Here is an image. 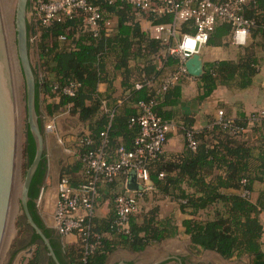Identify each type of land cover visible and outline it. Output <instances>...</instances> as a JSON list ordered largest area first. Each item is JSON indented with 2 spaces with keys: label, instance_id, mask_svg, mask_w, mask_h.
<instances>
[{
  "label": "trees",
  "instance_id": "obj_1",
  "mask_svg": "<svg viewBox=\"0 0 264 264\" xmlns=\"http://www.w3.org/2000/svg\"><path fill=\"white\" fill-rule=\"evenodd\" d=\"M95 2L104 17L97 35L86 25L81 11L62 22L43 25L31 20L28 23L29 46L35 47L39 54L35 76L40 128L45 131V118L55 119L64 113L84 128L74 144L73 161L61 168V180L67 179L73 188L86 182V166L81 155L90 150L103 148L110 161L117 159L120 147L134 150L140 126L132 124L131 118L139 115L140 102H155V113L164 120L175 121L180 128L185 137V149L178 154L164 153L149 162L154 195H161L177 205L185 216L182 221L185 233L197 252L214 251L224 259L247 257V264H264V225L260 218L264 212V188L258 192L256 200L244 194L245 191L253 194L258 183L264 185V116L240 115L233 119L237 127L234 131L224 128L218 120L196 130L195 116L178 117L175 109L182 98V83L179 81L165 92L159 91L161 84L177 71L180 61L169 55L167 46L156 40L150 31L142 29L139 15L144 14L126 4ZM31 6L30 0L29 9ZM145 16L151 21L155 18L154 24L172 21L171 16ZM244 16L252 21L248 44L242 48L237 61L205 65L199 78V103L208 99L219 86L247 89L260 73L264 61V0H248ZM107 20L113 21L112 32L107 30ZM181 29L194 31L186 23ZM232 33L231 24L220 21L208 43L224 46ZM119 76L124 90L120 103L114 96L115 80ZM71 83L76 85L74 96L62 92V88ZM102 83L107 85L104 92L99 91ZM137 83H142V88L137 89ZM55 85L59 89L53 90ZM188 132L197 142L195 149L189 146ZM25 134L27 168L36 154L29 124ZM85 138L93 140V144L80 142ZM48 168L44 154L31 183L28 206L35 222L50 238L61 264H104L118 247L141 252L177 234L174 218L144 220L141 208L129 217L127 231L118 224L115 200L127 190L124 182L131 177L119 173L113 181L99 184L96 210L109 200L111 212L101 216L95 211L88 221L87 240L99 242L96 248L87 251L82 239L62 247L59 237L44 222L37 204L45 189ZM145 194L139 200L146 198ZM16 227L15 244L23 243L21 249L35 246L27 264H55L47 256L40 237L23 219L17 218ZM27 238L29 241L25 242Z\"/></svg>",
  "mask_w": 264,
  "mask_h": 264
},
{
  "label": "built area",
  "instance_id": "obj_2",
  "mask_svg": "<svg viewBox=\"0 0 264 264\" xmlns=\"http://www.w3.org/2000/svg\"><path fill=\"white\" fill-rule=\"evenodd\" d=\"M248 0H106L108 4H126L132 6L139 13L151 16H171L169 23H157L152 25V36L167 46L169 55L179 59L177 71L169 76L160 87V92L168 88L188 75L185 66L186 61L194 54H200L202 48L210 40V36L220 21L228 22L233 27L232 42L237 46L247 43L249 28L252 21L244 16V8ZM30 18L39 21L43 25L52 22H62L72 19L81 11L84 13V21L94 35L98 34V25L104 20L103 12L95 0H31ZM155 20V18H154ZM153 20V21H154ZM189 24L194 31H183L182 24ZM108 32L113 31V21H105ZM75 84L71 83L62 88L64 94L74 96ZM142 83H137L136 88H142ZM59 89L57 85L53 90ZM155 102H140L139 115L131 118V123L140 126V134L135 140V149L132 151L120 147L118 157L110 161L103 148L90 150L81 155L86 166L87 180L78 188H73L67 179L61 180L56 186L54 212L52 214V228L62 237L74 235L85 242L87 251L96 248L99 242H88L89 219L95 214L96 199L98 197L99 184L103 181L111 182L119 173L129 174L124 186L127 190L119 195L116 200L118 224L126 230L129 217L139 212V198L143 194L154 189L151 179L149 162L159 159L165 153L170 131L175 127L173 122L164 120L153 110ZM68 113L60 114L55 119H46L45 131H55L59 118ZM257 116H264L261 111ZM256 115H253L255 117ZM69 116V115H68ZM44 118V117H43ZM218 122L224 128L237 130L233 119L220 112ZM81 126L80 132L83 131ZM104 136V133L102 134ZM189 146L195 149L197 142L191 132L187 133ZM88 145L93 140L85 138L80 140ZM105 142H107L105 140ZM132 176H136L139 188L133 190ZM42 189L37 204L44 197ZM246 196L252 198V193L245 191ZM127 231V230H126Z\"/></svg>",
  "mask_w": 264,
  "mask_h": 264
},
{
  "label": "crops",
  "instance_id": "obj_3",
  "mask_svg": "<svg viewBox=\"0 0 264 264\" xmlns=\"http://www.w3.org/2000/svg\"><path fill=\"white\" fill-rule=\"evenodd\" d=\"M116 20V18H115ZM140 24L142 29L150 31L154 24L151 19H148L145 14L139 15ZM249 37L247 39L248 44ZM244 45V46H246ZM244 46H237L232 42V36L224 46H212L209 43L204 46L200 52L203 58L204 66L207 63H213L223 60L237 61L242 54ZM205 68V67H204ZM121 77L115 80L116 92L115 98L123 94L121 87ZM182 83V98L175 108L179 116L194 115L196 122L194 128L196 130L208 125L210 122L218 120L220 112L224 116L231 119H238L240 115L250 117L264 111V61L260 73L256 76L251 87L244 90H234L225 86H219L214 93L204 102L199 103L197 97L200 94L199 78L184 77L180 81ZM107 88L105 83L99 85V91L104 92ZM62 121V123H61ZM67 121L69 124H66ZM175 127L170 131L167 145L165 147V154H178L185 149V137L181 133L175 121ZM81 124L76 125V120L70 116H62L58 119L55 131L57 137L63 144L64 151L67 152L68 158L63 163V159L58 160L53 155V146L48 144L46 157L48 159V180L54 181L51 183L54 192H56L57 183L61 177L57 176L55 181L53 175V168L56 161L63 165L73 161L76 155L74 144L77 141V136L80 133ZM48 140V139H46ZM62 165V166H63ZM62 168V167H61ZM264 188V185L258 183L255 185V190L252 194V200H256L258 192ZM155 190L148 191L146 198L139 200L141 212L144 213V220L163 221L168 216L174 218L175 226H177V234L164 240L157 245L148 246L141 252H134L129 249L118 247L113 253L109 254L104 264H247L248 258L233 257L232 259H224L214 251L197 252L192 247L190 237L185 233L182 221L185 216L178 210L177 205L169 199H164L161 195H154ZM56 194V193H55ZM110 201L107 200L97 208L96 214L106 216L111 212ZM42 215L52 226V221L49 211H47V203L44 201L38 205ZM264 225V212L260 216ZM50 227V226H49ZM60 244L64 247L67 244H76L78 239L76 236L71 235L62 237ZM264 250V245H263Z\"/></svg>",
  "mask_w": 264,
  "mask_h": 264
},
{
  "label": "water",
  "instance_id": "obj_4",
  "mask_svg": "<svg viewBox=\"0 0 264 264\" xmlns=\"http://www.w3.org/2000/svg\"><path fill=\"white\" fill-rule=\"evenodd\" d=\"M30 0H16L14 29L16 45L11 36L9 0H0V264L8 260L13 242L17 217L20 215L30 229L40 237L47 256L61 264L50 238L35 222L29 210V190L43 159L45 138L38 123L36 111V80L31 65L28 45L27 11ZM188 74L200 78L204 62L200 54L192 55L185 63ZM19 68L26 83V108L28 124L36 144L32 163L22 169L23 138L19 99ZM132 189L139 188L132 176ZM44 189V188H43ZM40 197V196H39ZM30 248L28 253H32Z\"/></svg>",
  "mask_w": 264,
  "mask_h": 264
},
{
  "label": "rangeland",
  "instance_id": "obj_5",
  "mask_svg": "<svg viewBox=\"0 0 264 264\" xmlns=\"http://www.w3.org/2000/svg\"><path fill=\"white\" fill-rule=\"evenodd\" d=\"M15 7H16V0H9V11H10V14H9V22L11 24V28H12V32H11V36L13 38V44L16 45V30L14 29V18H15V14H14V10H15ZM27 20H28V23L31 21V18H30V9L28 7V11H27ZM30 41H32L30 39ZM28 45H29V38H28ZM29 55H30V60H31V65H32V68H33V71H34V74H35V67H37V64L39 62V54L37 52V50L35 49V47H30L29 46ZM35 80H36V76H35ZM18 87H19V99H20V110H21V125H22V138H23V158H22V169L23 171L26 170V160H25V157H24V144H25V140L27 138L26 134H25V129H26V125L28 124V117H27V108H26V83H25V78L22 74V69L19 68V79H18ZM39 123V122H38ZM62 123V121H61ZM66 124H71L67 121ZM57 132H52V133H47L46 131L43 132V135H44V138H45V151H44V154L47 153V147H48V144L49 145H52L54 148H53V155L55 156V158L58 160L59 159H63V163H65V161L67 160L68 158V154L67 152L64 151V147H63V144L61 143L60 139L57 137L56 135ZM48 139V140H46ZM62 163L60 162V164L58 163V161H56L55 163V166L53 168V171H54V179L55 181L57 180V176L60 175V170H61V167H62ZM48 174L47 173V176H46V179H45V194H44V201L45 203H47V211L48 214H50V216H52L53 212H54V202H55V196H56V192H54V189L51 185V183H53L54 181L52 180H48ZM40 212V210H39ZM41 216L43 217L44 219V222L46 223V225L53 229L52 226L50 224H48V221L45 219L47 217L43 216L42 215V212H40ZM53 231L55 232V235H57L59 237L60 240H63L62 236L57 233L54 229ZM17 227L15 226V234H14V237H13V241L15 239V237L17 236ZM13 244V242H12ZM12 244L10 245V250H9V256L12 252V249H16L15 247L12 248ZM32 248L33 249V252L30 254L28 253V250ZM15 251V250H14ZM35 251V246H30L26 249H17L15 251V256L13 257V259L8 257V260L5 264H27L28 261H29V258L33 255ZM12 255V254H11Z\"/></svg>",
  "mask_w": 264,
  "mask_h": 264
},
{
  "label": "flooded vegetation",
  "instance_id": "obj_6",
  "mask_svg": "<svg viewBox=\"0 0 264 264\" xmlns=\"http://www.w3.org/2000/svg\"><path fill=\"white\" fill-rule=\"evenodd\" d=\"M30 191V190H29ZM39 207V206H38ZM17 218H21V219H23L20 215L17 217ZM24 220V219H23ZM16 239H17V236L15 237V239H14V241H13V244H12V248H14L15 247V245H17L15 248L16 249H12V252H11V254H10V260H11V258L13 259V257H14V255H15V251L17 250V249H21V247L23 246V243H18V244H15L16 243ZM26 241H29V238H27L26 240H25V242ZM15 250V251H14ZM23 250V249H22Z\"/></svg>",
  "mask_w": 264,
  "mask_h": 264
}]
</instances>
